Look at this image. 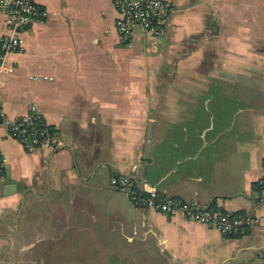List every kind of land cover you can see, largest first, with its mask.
Here are the masks:
<instances>
[{
	"label": "crops",
	"instance_id": "obj_1",
	"mask_svg": "<svg viewBox=\"0 0 264 264\" xmlns=\"http://www.w3.org/2000/svg\"><path fill=\"white\" fill-rule=\"evenodd\" d=\"M167 1L155 39L121 36L116 0H36L46 16L9 56L0 102L36 106L55 142L28 149L0 126V264H264V0ZM120 175L257 223L224 236L139 209Z\"/></svg>",
	"mask_w": 264,
	"mask_h": 264
},
{
	"label": "built area",
	"instance_id": "obj_2",
	"mask_svg": "<svg viewBox=\"0 0 264 264\" xmlns=\"http://www.w3.org/2000/svg\"><path fill=\"white\" fill-rule=\"evenodd\" d=\"M116 7L119 11L116 28L121 36L131 38L139 30L143 36L159 39L170 32L174 8L167 0H116ZM0 10L6 14L7 29L0 40L1 87L3 76L11 70L8 66L9 56L23 51V33L31 31L46 13L36 0H0ZM0 126L8 131L12 139L28 149L53 145L55 142L52 128L36 106H32L24 115L11 116L0 102ZM6 172L7 161L0 151V186L6 179ZM112 184L125 192L139 209L169 215L183 213L191 220L215 228L224 236H237L251 230L257 223L251 213L233 217V213L212 204L202 206L178 198L161 197L153 192L147 193L129 175L114 177ZM257 187L260 199L264 201V179L258 182Z\"/></svg>",
	"mask_w": 264,
	"mask_h": 264
},
{
	"label": "trees",
	"instance_id": "obj_3",
	"mask_svg": "<svg viewBox=\"0 0 264 264\" xmlns=\"http://www.w3.org/2000/svg\"><path fill=\"white\" fill-rule=\"evenodd\" d=\"M245 214H246L245 212H238V213L234 214L233 217L243 216ZM241 228H243V227L241 226ZM247 233H248V231L247 232H243V233H241V234H239L237 236L245 235ZM234 237H236V236H234Z\"/></svg>",
	"mask_w": 264,
	"mask_h": 264
}]
</instances>
